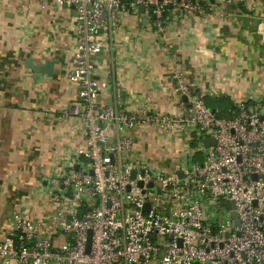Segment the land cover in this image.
Returning a JSON list of instances; mask_svg holds the SVG:
<instances>
[{"label":"built area","instance_id":"obj_1","mask_svg":"<svg viewBox=\"0 0 264 264\" xmlns=\"http://www.w3.org/2000/svg\"><path fill=\"white\" fill-rule=\"evenodd\" d=\"M37 1L44 8L47 0ZM53 1L73 10L66 72L74 98L62 113L76 117L83 140L39 173L31 195L51 199V211L11 212L0 264H264V89L236 101L232 117H218L176 67V113L151 103L101 105L107 82L94 63L128 21L144 27L147 19L165 40L177 18H222L224 5L240 0ZM138 135L158 139L163 159L137 151Z\"/></svg>","mask_w":264,"mask_h":264},{"label":"crops","instance_id":"obj_2","mask_svg":"<svg viewBox=\"0 0 264 264\" xmlns=\"http://www.w3.org/2000/svg\"><path fill=\"white\" fill-rule=\"evenodd\" d=\"M261 2L225 4L222 18L179 17L167 24L165 40L147 22L142 27L128 21L126 34L108 39L94 58L96 76L107 82L100 104L151 103L176 113L169 92L176 67L211 100L234 104L264 89V35L254 10ZM72 17L70 7L53 0L44 8L37 0H0V242L14 209L28 207L38 216L51 211L46 195H31L39 173L83 140L76 117L62 113L74 98L66 72L74 44ZM29 58L37 65L57 61L52 76L36 80L25 66ZM135 145L152 161L163 159L158 139L138 135Z\"/></svg>","mask_w":264,"mask_h":264},{"label":"water","instance_id":"obj_3","mask_svg":"<svg viewBox=\"0 0 264 264\" xmlns=\"http://www.w3.org/2000/svg\"><path fill=\"white\" fill-rule=\"evenodd\" d=\"M143 11H144V8L142 6H140L139 12H143ZM142 21H143V23H146L147 19L144 18ZM56 62L57 61L52 60V61H47L43 65H37V64H34V62L31 58H29V59H27L25 66L27 68L31 69L35 73V75H36L35 79L36 80H40V78H49L52 76L53 71H54V65L56 64ZM214 142H215V140L213 138L205 139L203 141V143L206 147L210 146L211 144H214ZM75 168H77V166H75ZM132 176H134V171L132 172ZM180 176H182V175L180 174ZM147 207H148V205L146 204L144 208L146 209ZM232 215L234 217H236L235 213H232ZM235 224L237 225L238 222L236 221ZM90 235H91V232L89 231L88 232L86 251H88L89 247H90V243H91V236Z\"/></svg>","mask_w":264,"mask_h":264},{"label":"trees","instance_id":"obj_4","mask_svg":"<svg viewBox=\"0 0 264 264\" xmlns=\"http://www.w3.org/2000/svg\"><path fill=\"white\" fill-rule=\"evenodd\" d=\"M205 102L210 109L215 110L218 117H232L235 110V106L232 103H229L226 98L211 100L205 97Z\"/></svg>","mask_w":264,"mask_h":264},{"label":"rangeland","instance_id":"obj_5","mask_svg":"<svg viewBox=\"0 0 264 264\" xmlns=\"http://www.w3.org/2000/svg\"><path fill=\"white\" fill-rule=\"evenodd\" d=\"M166 150H167V149H166ZM170 151H171V147H169V149H168L167 151H165V153L168 152V154H169ZM165 161H167V160L165 159ZM167 163H170V161L168 160Z\"/></svg>","mask_w":264,"mask_h":264}]
</instances>
